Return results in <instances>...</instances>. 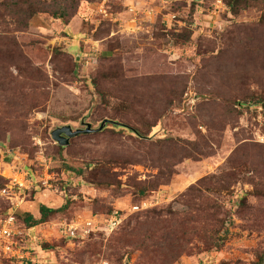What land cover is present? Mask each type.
Here are the masks:
<instances>
[{
  "label": "rangeland",
  "instance_id": "1",
  "mask_svg": "<svg viewBox=\"0 0 264 264\" xmlns=\"http://www.w3.org/2000/svg\"><path fill=\"white\" fill-rule=\"evenodd\" d=\"M42 1L24 25L0 20V264H154L117 238L201 204L193 188L223 207L229 234L220 250L192 241L174 264H258L264 0L236 14L225 0ZM105 120L116 125L66 147L52 138ZM210 177L226 189L199 184ZM41 205L67 208L30 228Z\"/></svg>",
  "mask_w": 264,
  "mask_h": 264
},
{
  "label": "trees",
  "instance_id": "2",
  "mask_svg": "<svg viewBox=\"0 0 264 264\" xmlns=\"http://www.w3.org/2000/svg\"><path fill=\"white\" fill-rule=\"evenodd\" d=\"M225 2L234 14L248 8V0H225ZM55 6L58 7V5ZM59 9V12L58 9L55 12L56 17L61 20L66 19V11ZM47 12L48 9L45 8V3L42 0H11V3L10 0H0L1 21L5 20L6 22L9 17H19V20L24 25L34 15ZM6 42L14 43V39L12 41L6 40ZM260 166L256 163L242 160V158L237 160V167L239 168L250 167L252 170H258ZM227 175L229 179H233L236 176V172L231 171ZM220 179V177H210L209 179H203L199 184L205 187L206 184L202 183L206 181L215 182L218 185H214L213 190L219 192L226 189L225 186L220 185ZM195 189H191L190 193L195 191V193L200 192L197 197L206 196L201 204L198 205V203L191 202V210L183 213H170V221L162 220L164 217L161 215L152 218L147 217L144 221L137 223L135 229L130 233L125 231L122 236H119L117 238L118 246L142 251L143 256L154 264H174L180 259L181 255L185 253L191 254L187 249L190 248V243L194 240L199 241L207 251L220 250L229 234L228 227H226L227 214L223 207L215 199H212L205 189L206 195L204 196H202L204 192L202 193L201 190ZM140 195H145L144 189L141 190ZM66 208L67 206L60 209V211ZM60 211L41 205V219L36 220L30 215L26 219V224L32 228L46 223L51 216ZM106 214L112 215L113 211H109ZM258 264H264L263 254L260 255Z\"/></svg>",
  "mask_w": 264,
  "mask_h": 264
},
{
  "label": "water",
  "instance_id": "3",
  "mask_svg": "<svg viewBox=\"0 0 264 264\" xmlns=\"http://www.w3.org/2000/svg\"><path fill=\"white\" fill-rule=\"evenodd\" d=\"M195 1H200V0H195ZM107 124L116 125L115 122L105 120L101 123L98 129H92L91 125H87L86 129L84 130H81V129L73 130L71 126H63L61 128L56 129L52 133V138L60 146L66 147L69 145L70 139L77 138L81 135H90V134L101 132L105 129Z\"/></svg>",
  "mask_w": 264,
  "mask_h": 264
},
{
  "label": "built area",
  "instance_id": "4",
  "mask_svg": "<svg viewBox=\"0 0 264 264\" xmlns=\"http://www.w3.org/2000/svg\"><path fill=\"white\" fill-rule=\"evenodd\" d=\"M138 209V207L137 208H134V210H137ZM115 216H113L112 218H110V219H107L106 220V226L110 229V230H112V231H114L116 228H117V226L120 224V220H118L117 218H114ZM88 225H90V223L88 224ZM76 228L75 227H70V229H69V231H66L67 233H66V237L67 238H69V239H71V238H73V237H75V232H76ZM0 235L2 236V238L3 239H6V241H7V239L8 238H10V236H11V233H10V231H8L6 228H4L1 232H0ZM71 236V237H70ZM8 242V241H7Z\"/></svg>",
  "mask_w": 264,
  "mask_h": 264
}]
</instances>
